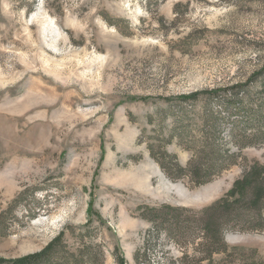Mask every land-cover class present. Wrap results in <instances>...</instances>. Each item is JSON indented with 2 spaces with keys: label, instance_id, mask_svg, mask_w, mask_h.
Instances as JSON below:
<instances>
[{
  "label": "rangeland",
  "instance_id": "374dc122",
  "mask_svg": "<svg viewBox=\"0 0 264 264\" xmlns=\"http://www.w3.org/2000/svg\"><path fill=\"white\" fill-rule=\"evenodd\" d=\"M263 64L264 0H0V258L61 231L75 249L87 229L104 264H116V247L126 264H227L219 253L198 260L200 233L177 239L141 213H199L234 194L242 168L200 185L168 178L147 143L201 124L203 102L172 108L182 95ZM195 131L165 145L182 165ZM242 153L264 166V144ZM90 209L105 224L84 226ZM224 242L246 256L233 264H264V231L227 230Z\"/></svg>",
  "mask_w": 264,
  "mask_h": 264
},
{
  "label": "trees",
  "instance_id": "16d2710c",
  "mask_svg": "<svg viewBox=\"0 0 264 264\" xmlns=\"http://www.w3.org/2000/svg\"><path fill=\"white\" fill-rule=\"evenodd\" d=\"M180 98L181 102L173 109L182 110L178 106L184 101L193 104L203 102L201 107L205 109L200 116L201 124L194 123V129L175 125L168 136L160 139V143H147L153 161L168 178L187 177L195 185L213 180L234 165L242 168L241 180L235 182L234 194L219 199L199 213L192 211L191 215L185 214L183 217L178 210L188 212L189 209L163 204L160 207L145 208L148 210L141 213V216L153 223L155 230H165L177 239L200 233L201 241L194 248L202 255L199 261H211L212 256L219 253L222 255L221 262L233 264L239 259L233 257V254L241 258L246 256L239 255L235 248L228 252L224 242L225 231H264V166L256 163L245 165L246 156L242 153L245 147L264 144V64L245 80L209 91L182 95ZM178 122L180 120L177 119L175 123ZM188 129L198 130L195 132L199 135H192L196 145L184 146L191 151V157L182 165L177 155L167 151L165 145L174 138H183ZM176 130H183L182 135L175 133ZM88 216L84 224L86 227L95 219L105 224L97 211L90 209ZM64 235L63 231L59 232L41 250L19 259L0 258V264H104L105 251L102 245L85 241V237L90 236L87 229L80 232L79 245L75 249L70 248ZM117 251L118 247L113 251L116 264H126ZM186 256L183 255V259Z\"/></svg>",
  "mask_w": 264,
  "mask_h": 264
}]
</instances>
